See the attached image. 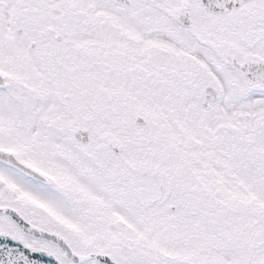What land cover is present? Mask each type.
<instances>
[{
	"label": "snow or ice",
	"instance_id": "obj_1",
	"mask_svg": "<svg viewBox=\"0 0 264 264\" xmlns=\"http://www.w3.org/2000/svg\"><path fill=\"white\" fill-rule=\"evenodd\" d=\"M0 264H264V0H0Z\"/></svg>",
	"mask_w": 264,
	"mask_h": 264
}]
</instances>
